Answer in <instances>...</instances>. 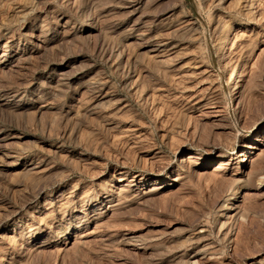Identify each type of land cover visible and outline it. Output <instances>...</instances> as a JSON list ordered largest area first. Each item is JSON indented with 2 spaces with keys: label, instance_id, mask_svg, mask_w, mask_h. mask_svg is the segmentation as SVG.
<instances>
[{
  "label": "rangeland",
  "instance_id": "374dc122",
  "mask_svg": "<svg viewBox=\"0 0 264 264\" xmlns=\"http://www.w3.org/2000/svg\"><path fill=\"white\" fill-rule=\"evenodd\" d=\"M0 264H264V0H0Z\"/></svg>",
  "mask_w": 264,
  "mask_h": 264
},
{
  "label": "bare ground",
  "instance_id": "6f19581e",
  "mask_svg": "<svg viewBox=\"0 0 264 264\" xmlns=\"http://www.w3.org/2000/svg\"><path fill=\"white\" fill-rule=\"evenodd\" d=\"M235 30H236V29H235ZM231 33H232V32H231ZM229 36L232 38L231 35H229ZM233 36H234V35H233ZM230 41H231V40H230ZM226 43H227V42H226ZM226 45H227V44H226ZM224 47H225V45H224ZM221 55H222V54H221ZM221 55H220V56H221ZM224 56H225V55H224ZM224 56H223V57H224ZM224 58H226V57H224ZM222 61H223V60H222ZM232 76H233V75H232ZM234 78H236V77H234ZM189 157H190V156H189ZM191 157H192V156H191ZM191 157H190V158H191ZM182 158H184V157H182ZM187 160H188V162H189V159H187ZM190 160H191V159H190ZM187 164H188V163H187ZM236 192H237V190H236ZM238 194H239V193H238ZM236 195H237V193H236ZM234 198H235V197H234ZM232 199H233V198H232ZM230 200H231V199H230ZM230 200H229V203H227V204H230V202H231ZM227 201H228V200H227ZM232 204H233V203H232ZM231 206H232V205H231ZM231 208H232V207H231ZM228 210H229V209H228ZM225 211H226V210H225ZM225 211H224V212H225Z\"/></svg>",
  "mask_w": 264,
  "mask_h": 264
}]
</instances>
